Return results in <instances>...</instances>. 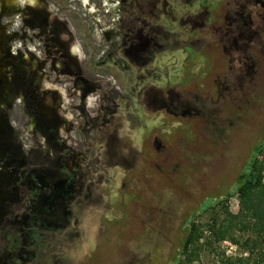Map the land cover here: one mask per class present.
I'll list each match as a JSON object with an SVG mask.
<instances>
[{"label": "rangeland", "instance_id": "1", "mask_svg": "<svg viewBox=\"0 0 264 264\" xmlns=\"http://www.w3.org/2000/svg\"><path fill=\"white\" fill-rule=\"evenodd\" d=\"M121 9L133 47L124 54L111 36L83 69L95 84L92 120L73 121L64 91L43 80L44 117L57 114V127L27 119L16 129L14 158L41 180L43 226L22 254L13 250L23 259L5 257L8 243L21 244L18 229L1 231L0 264H175L190 223L204 230L192 264L240 256L207 228L225 208L237 214L238 176L264 139V75L252 87L233 69V0H126ZM86 21L77 17L76 42L88 58L102 36Z\"/></svg>", "mask_w": 264, "mask_h": 264}, {"label": "flooded vegetation", "instance_id": "2", "mask_svg": "<svg viewBox=\"0 0 264 264\" xmlns=\"http://www.w3.org/2000/svg\"><path fill=\"white\" fill-rule=\"evenodd\" d=\"M23 1L26 4L0 0V232L8 233L16 227L21 238V244L15 239L7 244L12 251L5 253L8 259L16 251L22 254L26 238L33 235L39 224L43 226L37 208V202L41 201L37 183L41 180L26 173L25 163L16 161L12 150L17 130L26 126L27 119L36 128L43 125L46 131L53 132L58 125L57 114L51 120L44 117L43 80L54 89L64 91L69 100L64 104L66 111L71 108L72 120L86 118L87 125L92 120V104H96L97 98L94 80L83 69L105 55L103 49L111 47V36L114 49H122L124 54L127 41H131V48L134 43L120 14L126 0ZM80 14L90 27H98L102 36L96 46L100 49L99 55L95 53L87 58L76 42ZM231 22L236 80L247 81L255 87L264 75V0H233ZM113 25L117 26L116 31ZM134 38L138 40V32ZM57 95L62 99L58 91ZM48 198L49 205L56 200ZM19 201L24 204L16 207L15 202ZM19 208L22 214H15ZM16 258L23 259L18 255Z\"/></svg>", "mask_w": 264, "mask_h": 264}, {"label": "trees", "instance_id": "3", "mask_svg": "<svg viewBox=\"0 0 264 264\" xmlns=\"http://www.w3.org/2000/svg\"><path fill=\"white\" fill-rule=\"evenodd\" d=\"M236 191L239 202L237 214H231L225 208L219 223L211 220L207 226L208 233L215 242L228 239L238 249L240 256L235 261L229 260L232 264H264V139L254 148L247 168L239 174ZM202 238L204 230L190 223L180 253L183 262L175 264L197 261L201 249L195 245Z\"/></svg>", "mask_w": 264, "mask_h": 264}]
</instances>
